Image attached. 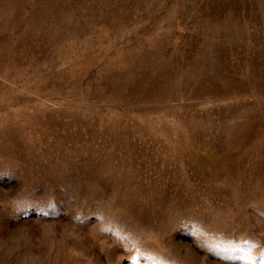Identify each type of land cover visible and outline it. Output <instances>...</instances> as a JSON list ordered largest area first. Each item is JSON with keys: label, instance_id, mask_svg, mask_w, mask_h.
Masks as SVG:
<instances>
[{"label": "rangeland", "instance_id": "obj_1", "mask_svg": "<svg viewBox=\"0 0 264 264\" xmlns=\"http://www.w3.org/2000/svg\"><path fill=\"white\" fill-rule=\"evenodd\" d=\"M21 226L36 264H264V0H0Z\"/></svg>", "mask_w": 264, "mask_h": 264}, {"label": "clouds", "instance_id": "obj_2", "mask_svg": "<svg viewBox=\"0 0 264 264\" xmlns=\"http://www.w3.org/2000/svg\"><path fill=\"white\" fill-rule=\"evenodd\" d=\"M54 203V197H50L47 203ZM73 203L72 195L69 194L68 204ZM9 206L17 209L22 208L23 205L19 199H10ZM82 212L77 211L76 215L72 217L73 222H80ZM54 225L48 224L47 222L40 224V234L43 239H49L53 233ZM103 232V230H101ZM33 237L32 228L27 226L17 227L15 229H0V255L6 257H15L18 254L21 256V264H36L37 257L35 256L31 240ZM105 249H101L103 252ZM255 255L259 257L260 252L257 248Z\"/></svg>", "mask_w": 264, "mask_h": 264}, {"label": "snow or ice", "instance_id": "obj_3", "mask_svg": "<svg viewBox=\"0 0 264 264\" xmlns=\"http://www.w3.org/2000/svg\"><path fill=\"white\" fill-rule=\"evenodd\" d=\"M253 247H254V245H253Z\"/></svg>", "mask_w": 264, "mask_h": 264}]
</instances>
